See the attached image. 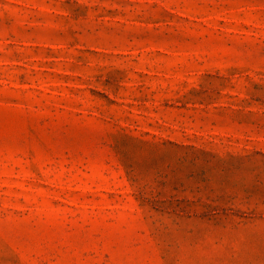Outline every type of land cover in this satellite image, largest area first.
I'll return each mask as SVG.
<instances>
[{"label": "rangeland", "instance_id": "rangeland-1", "mask_svg": "<svg viewBox=\"0 0 264 264\" xmlns=\"http://www.w3.org/2000/svg\"><path fill=\"white\" fill-rule=\"evenodd\" d=\"M0 264H264V0H0Z\"/></svg>", "mask_w": 264, "mask_h": 264}]
</instances>
